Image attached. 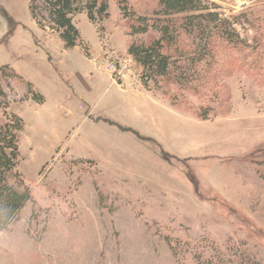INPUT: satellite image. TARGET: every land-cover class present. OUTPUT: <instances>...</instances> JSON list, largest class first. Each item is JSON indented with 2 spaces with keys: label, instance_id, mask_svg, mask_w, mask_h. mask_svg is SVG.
<instances>
[{
  "label": "rangeland",
  "instance_id": "1",
  "mask_svg": "<svg viewBox=\"0 0 264 264\" xmlns=\"http://www.w3.org/2000/svg\"><path fill=\"white\" fill-rule=\"evenodd\" d=\"M105 1L103 30L77 15L82 45L65 50L39 2L43 30L31 0H0V67L19 77H0V116L24 121L18 171L30 189L0 230V264H192L203 251L264 263V0H205L232 40L214 35L190 88L163 83L177 106L153 95L155 121L137 117L131 94L104 76L123 91L140 70L126 53L118 0ZM127 1L142 14L154 0ZM192 44L181 36L180 47ZM92 59L122 65L123 83ZM79 68L102 77L99 88L74 93L93 95L85 121L87 105L68 99ZM27 85L42 102L27 97Z\"/></svg>",
  "mask_w": 264,
  "mask_h": 264
},
{
  "label": "trees",
  "instance_id": "2",
  "mask_svg": "<svg viewBox=\"0 0 264 264\" xmlns=\"http://www.w3.org/2000/svg\"><path fill=\"white\" fill-rule=\"evenodd\" d=\"M38 2L47 14L48 29L59 37L65 50L82 45L79 32L73 24V19L77 15L86 14L89 22L97 25L99 31L103 30L99 26L108 18V6L105 0H31L29 8L32 20L42 30L45 26L39 19L41 15L39 16L37 11ZM117 3L121 17L127 22L126 35L130 38L126 53L140 69L138 81L145 90H152L161 97L168 98L172 105L176 104V100L162 92L163 83L178 87L180 90L190 88L201 80L196 71L197 62L204 55L213 54L214 35L232 40L233 31L230 35L225 21L210 10L205 0H154L153 5L148 6L142 14H137L127 0H118ZM184 35L193 41L192 46L194 45L195 49L190 52H188L189 47L187 51L179 45L180 38ZM196 40L199 41L197 44ZM83 51L89 58L88 50L83 48ZM1 76L19 78L6 66L0 67ZM26 95L30 100L42 102V97L34 93L29 85L26 87ZM3 99L4 92L0 86V104ZM200 117L204 119L203 115ZM23 130L24 121L19 116L6 113L5 110L2 112L0 230L10 226L19 210L30 199V189L23 184L24 178L18 171L20 163L18 149ZM161 154L164 159L169 158L168 154L164 152ZM9 178L16 180V187L8 183ZM166 243L173 257L177 258L176 244L167 239ZM222 257L219 258L218 254L215 256L211 251H203L193 256L192 264H264L249 259V255L244 253L240 257L234 255L226 262Z\"/></svg>",
  "mask_w": 264,
  "mask_h": 264
},
{
  "label": "crops",
  "instance_id": "3",
  "mask_svg": "<svg viewBox=\"0 0 264 264\" xmlns=\"http://www.w3.org/2000/svg\"><path fill=\"white\" fill-rule=\"evenodd\" d=\"M90 59H91L90 56H89V58L86 57V60H87L88 63H89V60ZM75 71H76L75 74L79 75V77H78L79 80L77 81V84L75 86L74 85H71V91H70V95H69L68 99H69V101L72 104L77 103V101L80 102V103L82 102V104L85 103L87 105L88 109H90L91 106H90V102H88V101H92L93 100V95L92 94H89V95L81 96L80 99H76V97H74V93H76L79 90H84L85 91L86 89L89 90L90 88L91 89H94V90L97 89V88H99V85L102 82V77L89 78L87 76L88 74H87L86 70L85 69H81V68L75 69ZM101 76H103V75H101ZM104 76L106 78H108L109 83H110L109 85L115 87L120 93L126 94L125 92L128 91V93L131 94V96L133 98H131L130 100L133 103H135L136 104L135 107H137V108L134 109L135 110L134 114H136L137 117L140 116V118H142V116H144V117L145 116H148V117H145L147 119H151L149 117H153V119H151V120L152 121H155V119H156L155 118V115H154L155 113H154V111L151 108L152 106L150 105V102H152V101L150 100V98L151 99L152 98H155L154 96H157V93L156 92H154L152 90H145L142 87V85L140 84L139 81H137V84L138 85H135L134 87L129 88L128 90L125 88V90L122 91V90H120L121 88L119 86H117L118 84L116 85V83H114L113 81H111V79H110L109 76H107V75H104ZM83 77H85L84 80L82 79ZM87 81H89L91 83V85L90 84L87 85L86 84ZM61 88L63 90H65L64 89V86L61 87ZM61 108H63V107L61 106ZM82 111H83V113H87L86 114V117L84 119H82V121H85L87 119V117H89L90 112H91V109L90 110H87L86 107H85V105H83ZM143 112H146L147 115H144ZM105 120H107V119H103V121H105ZM113 123L116 124L115 122H113ZM116 125H118V124H116Z\"/></svg>",
  "mask_w": 264,
  "mask_h": 264
},
{
  "label": "built area",
  "instance_id": "4",
  "mask_svg": "<svg viewBox=\"0 0 264 264\" xmlns=\"http://www.w3.org/2000/svg\"><path fill=\"white\" fill-rule=\"evenodd\" d=\"M94 62V66L98 69H103L106 72H108L110 75H112V77H114V79L116 78L117 80H120L122 84L123 80H124V74L122 73V65H118L117 63L113 62V61H104V62H97L95 59H92Z\"/></svg>",
  "mask_w": 264,
  "mask_h": 264
}]
</instances>
